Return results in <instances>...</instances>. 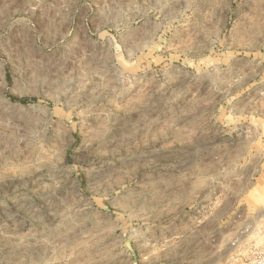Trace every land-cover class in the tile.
Here are the masks:
<instances>
[{
	"label": "rangeland",
	"instance_id": "1",
	"mask_svg": "<svg viewBox=\"0 0 264 264\" xmlns=\"http://www.w3.org/2000/svg\"><path fill=\"white\" fill-rule=\"evenodd\" d=\"M0 264H264V0H0Z\"/></svg>",
	"mask_w": 264,
	"mask_h": 264
}]
</instances>
